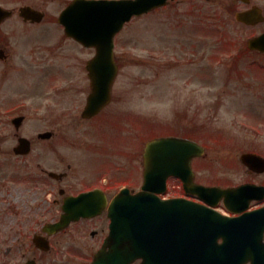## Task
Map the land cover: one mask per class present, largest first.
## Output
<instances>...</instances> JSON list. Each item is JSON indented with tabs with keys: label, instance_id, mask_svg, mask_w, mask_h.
<instances>
[{
	"label": "rangeland",
	"instance_id": "374dc122",
	"mask_svg": "<svg viewBox=\"0 0 264 264\" xmlns=\"http://www.w3.org/2000/svg\"><path fill=\"white\" fill-rule=\"evenodd\" d=\"M69 1L0 0V4L8 8L30 4L46 12V19L39 26L24 25L23 20L15 15L1 28V43L14 50L17 59H21L25 51L29 55L31 49L41 44L45 49H57L58 62L60 57L57 56L61 53L65 56L73 54L74 61L79 62V70L74 71L81 76L78 85L79 98L83 102L87 80L82 68L93 55V50L67 40L63 27L56 21ZM254 2L264 8V0ZM234 4L230 0H173L166 7L131 21L118 36L116 50L120 73L114 90V110L119 108L123 114L129 113V117L142 116L145 136L151 134L150 130L156 134L168 133L171 129L180 135L186 132L196 134L197 140L207 146L206 154L195 161L198 180L224 186L250 179L240 161L244 147L264 150V103L254 100L251 92L248 96L238 90L242 86L229 79L227 74L230 64L221 66L219 63L220 54L232 48V40L240 30L234 14H230L229 8ZM72 59L64 57L63 65L69 60L72 63ZM5 67L0 64L1 73ZM10 82L3 81L1 75L0 208L4 209L16 197H35L30 175L35 173L37 163H44V168H61L57 149L44 142L43 154V143L37 136L39 131L48 128L45 108L46 105L52 106L50 101L44 103V115L41 108L33 106L30 101L26 103L24 113L29 117L21 131L22 135L35 140V148L27 159L14 155L13 147L18 142L11 122L14 105L24 103L28 98L36 101L37 96L42 95L38 88L27 90L14 87ZM242 103L246 104L245 108L238 110ZM252 105L262 113L258 114L261 116H251ZM71 107L66 102L52 106L50 122H54L52 116H60L64 109ZM124 121L128 124L123 133L128 136L135 131L136 128L132 127L136 120L128 118ZM77 129L80 131L75 137L76 144L74 142L64 150L76 153L84 144L90 143L91 134L84 131L82 123ZM112 139L118 141L120 137L113 131ZM126 144L125 148L129 149L131 139ZM114 173L112 175L117 178L123 177ZM260 179L264 180V175ZM55 188V183L44 179V210L52 208L50 194Z\"/></svg>",
	"mask_w": 264,
	"mask_h": 264
},
{
	"label": "flooded vegetation",
	"instance_id": "af4514ba",
	"mask_svg": "<svg viewBox=\"0 0 264 264\" xmlns=\"http://www.w3.org/2000/svg\"><path fill=\"white\" fill-rule=\"evenodd\" d=\"M238 3L243 4L240 1ZM255 4L254 0H249L247 7L242 9H250ZM261 9L264 15V8L261 7ZM239 27L242 31L239 40L247 41L248 37L264 32V21L255 26L241 23ZM247 31H250L249 36H246ZM30 41L27 40V42ZM1 49L4 50V57H0V64L3 63L6 67L3 73L0 69V79L3 75V81L10 82L11 80L10 83L14 87L27 90L38 88L42 95V97L37 96L36 101L28 98L21 103L23 109L18 114H14V117L23 115L25 118L20 128L13 127L14 136H26L22 135L21 129L28 121L29 116L24 113L28 101L33 106L41 108L42 115H44V103L47 101H50L52 106H59L62 102H66L73 107L64 109L60 116L59 114L52 116L54 122H50V114L53 113L52 106L46 105L48 128L45 131H39L37 136L43 135L39 139L43 143V154L44 142L52 149H57L61 168L58 170H55L57 168H44V163H37L35 173L30 175L35 197H16L8 207L0 208V264H96L98 251L105 245L110 231L111 221L107 208L91 216H82L73 220L61 230H53L50 224L60 220L63 215L62 205L68 196L97 190L98 197H106L109 204L123 186L137 190L142 186L145 147L143 121L141 118H135L137 119L136 125L132 128H136V132L128 136L123 133L125 125L128 124L124 119L130 117L129 113L123 114L119 108L118 111L114 110L115 92H113L111 102L99 113L91 118L84 117L82 112L91 93V81L85 66L82 70L87 80L86 94L81 102L78 85L81 76L78 72L75 74L74 71V69L79 70V62L74 61L73 54L65 56L61 53L57 56L60 57L58 62L59 59L55 56L59 54L57 49H45L44 44H41L36 46V49H31L29 55L28 51H25L26 55L17 59L14 56V50L9 49L8 45H2L0 39V51ZM227 53H232V59H228L230 66L227 67L229 79L237 81L236 83L242 86L238 90H242L245 95L250 96L249 92H251L254 100L264 103V51L248 49L247 45L243 44ZM48 55L51 56L50 59ZM64 57L68 59L72 57V63L69 60L63 65ZM253 107L252 112L254 113L251 116H261L258 114L262 113L256 110L255 106ZM80 123L84 131L91 134L90 143L84 144L76 153L64 150V147L73 146L74 142L76 144L75 137L80 131L77 126ZM112 130L119 135L120 140L112 139ZM44 132L49 133V136L44 138ZM130 139V148H125V144ZM32 142L35 145V140ZM34 148L35 146H33V151L26 156L16 154L15 156L27 159L32 156ZM51 171L58 174L57 179L51 177ZM114 172L123 177L113 176ZM254 175L253 180H258L257 178L262 174L254 173ZM44 179L45 182L51 181L56 184V188L50 194L52 208L45 210ZM262 183L264 184V180L259 182V184ZM187 197L200 201L197 196ZM251 205L253 208H258L264 205V200L254 201ZM225 214L240 215L239 213ZM141 262L142 259H136L132 264ZM245 264H251V261L248 260Z\"/></svg>",
	"mask_w": 264,
	"mask_h": 264
},
{
	"label": "water",
	"instance_id": "95a60500",
	"mask_svg": "<svg viewBox=\"0 0 264 264\" xmlns=\"http://www.w3.org/2000/svg\"><path fill=\"white\" fill-rule=\"evenodd\" d=\"M166 1L75 0L61 13L60 22L65 25L67 34L87 46H96L97 48V55L89 63L94 89L89 103V106H93L90 114L99 110L111 98V86L118 71L114 60V37L116 33L133 15H140L165 4ZM22 11L27 18H41L42 16L30 7H23ZM8 14L9 12L0 8V15ZM241 16L244 18V14ZM21 140L22 145H25V140ZM203 153L204 148L196 142L177 137L158 138L147 144L145 152L146 179L143 190L134 195L124 192L116 197L110 206L109 212L112 223L107 243L112 252L109 257L114 258L113 264H118L128 257L132 258L135 254L152 257L154 236L159 231L160 235L165 236L169 234L170 228H174L172 226L174 225L176 226V235L184 234L179 229L180 227H189L186 232H191L194 226L193 221L200 217L208 220L214 219L217 225L225 226L219 230L220 234L213 235L210 239L215 243L220 236L224 237V243L227 242V244L219 249L221 254L229 258L238 256L254 258L256 256L257 259L261 260L256 264L264 263V210H258L254 213L255 224L252 227L237 230L236 221L233 219L220 223V216L213 208L181 198L162 200L156 195V192L160 193L165 190L166 178L169 175H177L184 180L187 191L199 194L212 205L217 204V201L214 200L216 197L225 196L228 207L234 210L236 207L233 202L238 197L248 200L254 196L253 186L249 184L228 189L196 184L193 180L194 173L191 163L193 157ZM242 159L250 167L256 168V164L264 166V160L256 155L243 154ZM90 195L83 194L78 198H72L69 202L67 201L65 210L72 212L74 209L71 206L72 202L90 200L92 198L89 197ZM170 211H176L174 219L176 218L177 222L171 223ZM73 217L70 213L66 215V218ZM261 218H263V222L260 221ZM184 220H188V223H179ZM57 225L60 226L61 224ZM209 225L215 226L214 223ZM209 225L208 231L210 232L211 227ZM224 233L231 235H222ZM171 234H174L173 229ZM124 240H128L129 245L122 248L121 243ZM211 264L218 263L213 262Z\"/></svg>",
	"mask_w": 264,
	"mask_h": 264
}]
</instances>
